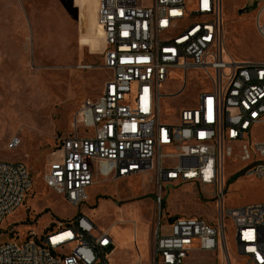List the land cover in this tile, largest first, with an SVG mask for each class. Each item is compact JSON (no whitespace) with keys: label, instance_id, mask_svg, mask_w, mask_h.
Instances as JSON below:
<instances>
[{"label":"built area","instance_id":"built-area-1","mask_svg":"<svg viewBox=\"0 0 264 264\" xmlns=\"http://www.w3.org/2000/svg\"><path fill=\"white\" fill-rule=\"evenodd\" d=\"M263 13L264 5L256 17L264 39ZM96 19L110 77L97 97L80 104L73 130L60 139L61 156L44 173L46 185L78 207L99 176L150 174L156 206L150 261L139 257L134 264H217L220 251L224 263L232 264L229 223L242 264H264V203L237 209L224 203L226 157L254 160L244 174L264 178V140L252 138L264 123V61H236L227 53L222 0H99ZM174 71L183 73V86L165 95L161 86ZM192 71L202 72L210 87L194 105L165 117L163 98L180 95ZM18 144L14 137L8 148ZM184 184L199 186L213 200L214 224L199 216L164 215L165 187ZM31 186L23 163L0 161V225ZM113 243L110 231L79 214L2 244L0 264H111ZM199 252L210 255L194 258Z\"/></svg>","mask_w":264,"mask_h":264},{"label":"rangeland","instance_id":"rangeland-1","mask_svg":"<svg viewBox=\"0 0 264 264\" xmlns=\"http://www.w3.org/2000/svg\"><path fill=\"white\" fill-rule=\"evenodd\" d=\"M98 3L0 0V161L21 162L32 177L23 203L0 225V246L84 214L98 229L110 231L111 264H134L139 257L148 263L156 212L150 174L119 180L99 176L87 190L88 199L78 207L70 206L44 181L50 162L61 156L60 139L73 130L80 104L97 97L110 77L96 19ZM262 5L264 0H222L224 45L232 59L264 61V39L256 22ZM187 80L180 95L163 98L165 117L194 105L199 93L210 87L200 71L189 72ZM183 83V73L174 71L161 92L175 93ZM14 137L19 144L12 150L8 144ZM252 138L264 140V123L256 127ZM253 162H242L237 153L224 159L225 207L264 203V178L243 172ZM214 205L199 186L165 187L164 215L199 216L214 224ZM228 229L231 262L242 264L231 223ZM209 255L199 252L194 258ZM216 262L225 264L222 251L216 254Z\"/></svg>","mask_w":264,"mask_h":264},{"label":"bare ground","instance_id":"bare-ground-1","mask_svg":"<svg viewBox=\"0 0 264 264\" xmlns=\"http://www.w3.org/2000/svg\"><path fill=\"white\" fill-rule=\"evenodd\" d=\"M222 15H223V12H222ZM104 46H105V42H104Z\"/></svg>","mask_w":264,"mask_h":264},{"label":"crops","instance_id":"crops-1","mask_svg":"<svg viewBox=\"0 0 264 264\" xmlns=\"http://www.w3.org/2000/svg\"><path fill=\"white\" fill-rule=\"evenodd\" d=\"M104 39V38H103ZM103 88V87H102Z\"/></svg>","mask_w":264,"mask_h":264},{"label":"trees","instance_id":"trees-1","mask_svg":"<svg viewBox=\"0 0 264 264\" xmlns=\"http://www.w3.org/2000/svg\"><path fill=\"white\" fill-rule=\"evenodd\" d=\"M69 222V221H68Z\"/></svg>","mask_w":264,"mask_h":264}]
</instances>
